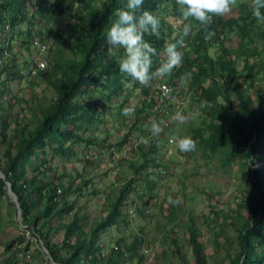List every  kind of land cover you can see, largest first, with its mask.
<instances>
[{
  "label": "trees",
  "instance_id": "1",
  "mask_svg": "<svg viewBox=\"0 0 264 264\" xmlns=\"http://www.w3.org/2000/svg\"><path fill=\"white\" fill-rule=\"evenodd\" d=\"M28 1L39 4L35 13H25L24 6ZM92 1L57 0L56 3H49V0H0V25L4 21H9L15 36L18 34L26 36L31 34L33 20L37 18L36 25L39 28L33 35L48 46L51 44L49 38L61 39L72 54L70 57H61L57 62L49 46V65L46 72L51 70V65H55L56 75L49 82L55 92V98L54 102L38 105L36 109L35 105L30 107V110L35 111L34 126L31 127V123L22 113H17L14 117L16 120L12 121L16 127L10 135H6L5 130L10 123L5 119L6 115L0 116V171L16 197L21 222L28 230V234L38 241L39 245L36 247L42 250L41 244H43L49 249L52 257L63 264H121L124 256L132 258V253L135 254L134 242H137L134 239L132 244H125V249L117 243L112 245L107 254L102 253L99 257L101 247L95 232L118 224L116 215L118 216L119 209L116 205L121 196L112 204V210L105 217L97 220L87 239L83 230L85 223L76 200L83 196V192L92 180H84L80 174L68 175L67 182L63 181L64 176L56 177L58 168L54 165L55 160L68 161L75 153H80L84 163L89 162L88 160L93 161L86 158V155L93 147H97L98 143L90 138V134L97 130L106 133L107 130L103 111L105 104L102 101L109 102L116 99L120 105L127 104L130 91L140 88L139 82L132 80L119 70V61L125 54L124 49L110 50L111 46L106 42L107 29L116 19L115 12L126 5V0H97L100 3V9L93 8ZM250 3L251 0H238L232 9L238 10L239 14L230 16L226 21H223V16H213V23L207 31L200 27L198 22L191 21L192 32L185 37L186 46L182 49V63L169 76H173V79L174 76L180 77L183 74L180 68L183 69L185 66V70L189 73L188 80L191 79L193 82L197 97L207 102L209 120L204 121L202 126L194 128L192 132L193 136L198 138L203 150L217 152L223 146H227L222 165L231 163L235 157H243L247 164L249 161L252 165L259 161L264 162V153L261 152L264 148V108L260 106L257 113L251 112L253 122L246 121L240 115L242 111L250 112L248 96L244 95L242 82L239 80L234 82V75L238 72L235 70L233 61L227 58L229 49L221 41L232 29L238 28L244 40V50L236 59L245 60L244 69L247 72L246 79L249 80L247 83L250 87L253 86L258 72L264 70V64L260 66L255 61L249 64V60L256 59L259 53L251 50L246 42L250 39L252 32L259 29L262 24L253 18ZM66 7L74 8V10L70 14L73 22H67V35L64 36V29L56 30L54 25L58 22L56 18ZM143 7L161 19L159 38L145 34V40L157 50V55L152 57V71L155 72L164 59L162 53L165 42L172 41L173 34L177 33L187 21L183 20L175 0H145ZM163 11H167L168 15L163 16L161 14ZM170 17L171 20H169ZM41 20L50 23L45 31L41 27ZM262 31L264 32V27ZM211 43L220 49V53L215 55L216 70L225 71L220 82H217L209 71L212 65L211 60L206 61L207 66L203 64L204 62L194 64L195 58L190 59L185 50L187 46H192L199 53L198 58H213L214 55L207 51L209 46H214ZM57 44L55 50L59 51L60 43ZM248 47L249 49L246 50ZM200 50L204 53L200 54ZM3 69L6 72L22 75L16 69L15 63L10 66L4 64ZM1 73L2 70H0ZM208 76L209 83L202 84L204 77ZM44 77L43 74L41 81ZM35 83L36 81H33V84ZM231 87L238 98V107H233L229 96ZM260 89L262 88L258 87L257 90ZM96 96H98L97 100H95ZM217 96H220L224 103H217ZM153 102L151 100V103ZM217 113L215 119H218V122L212 117ZM241 126H244V129ZM86 131H91L88 137L81 133ZM203 133H206L205 137ZM125 137L126 135L120 138L119 146L125 142ZM111 141L109 140L110 143L107 144L110 145ZM133 147L135 148L136 145ZM79 150L81 152H78ZM103 153L105 154V150ZM134 173L136 174V168ZM250 180L251 189L248 200L246 198L241 204L250 210V215L244 218L239 214V219L232 223L239 248L229 264H264V167L252 169ZM131 181L132 179L127 181V187ZM144 181L147 182V178H144ZM1 196L8 200L2 180H0ZM250 203L254 205L251 207ZM8 204L12 206L9 200ZM57 217L60 222L65 219L62 222L64 235L61 242L51 238L54 233L52 231L57 230L52 227ZM46 226L50 232L44 229ZM188 230L194 264H207L204 246L191 223L188 225ZM74 235V239L71 240ZM22 236H24L23 230L17 237ZM9 244L10 241H7L4 247H8ZM26 244L27 242L23 245L18 243L10 246L9 250L12 252L10 255H17L20 249L26 248L24 247ZM10 255L6 256L7 258H1L0 264H12ZM45 256L49 260L48 255L45 254ZM82 256L86 261H81Z\"/></svg>",
  "mask_w": 264,
  "mask_h": 264
},
{
  "label": "rangeland",
  "instance_id": "2",
  "mask_svg": "<svg viewBox=\"0 0 264 264\" xmlns=\"http://www.w3.org/2000/svg\"><path fill=\"white\" fill-rule=\"evenodd\" d=\"M56 2L57 0H49V3ZM92 6L100 9V3L97 0L92 1ZM73 10L74 8L66 7L56 18L58 22L54 27L56 30L64 29V36L67 35V22H73L70 19ZM161 14L168 15L167 11H163ZM235 14H239V11L232 9L223 15V21ZM48 25L50 26L49 22L41 20L43 31ZM263 27L264 23L260 25L259 29L252 32L250 39H247L246 43L250 49L259 53L256 55V59L249 60V64L254 61L260 66L264 64ZM49 41L51 42L49 44L51 54H55L54 60L57 62L61 57L72 55L68 46L61 42V39L51 37ZM221 41L229 49L227 58L233 61L235 70L238 72L234 75V82L236 80L242 82L244 95L248 96L250 112L242 111L240 115L246 121L253 122L251 112L257 113L260 106L264 108V70L258 72L253 86L250 87L247 83L249 80L246 79L247 72L244 69L245 60L236 59L244 50V40L240 36L238 28L232 29ZM57 43H60L59 51L55 50ZM23 50H28V45L21 46L15 51L21 56ZM185 50H187L190 59L195 58L194 64L204 62L203 64L207 66V62L211 60L212 65L208 66L209 71L217 82L222 80L225 71L216 70L215 63V55L220 53L219 47L209 46L207 51L214 57H205L206 59L198 58L199 53L195 51V47L187 46ZM203 53L204 51L200 50V54ZM9 61H4L3 65H7ZM3 65L0 66L3 79L0 82V116L6 115L5 119L9 120L10 124L5 132L6 135H10L16 127L12 121L16 120L14 117L17 113H22L32 127L36 123L35 111L30 110V107L35 105L36 109L38 105L54 102L55 92L49 82L56 75V67L51 65V70L45 73L44 80H38L33 84V81L28 80L27 77L23 79L17 73L4 71ZM180 69L183 73L180 77L174 76L173 79V76L165 75L158 76V79L173 84L177 95L182 97L185 107L184 122L174 120V112L164 111L167 108L163 105H160L157 111H152V108L148 107L153 105L150 100V90L148 94L146 86L141 85L140 88L130 91L127 104L120 105L116 99L109 102L102 101L105 104L103 111L105 113L104 120L107 123L106 133L101 130H97L93 134H90L91 131L81 132L84 136L90 134V138L98 143L97 148L101 152L97 159L94 158L95 161L88 160L90 163H84L80 153H77L79 156L75 153L68 161L55 160L54 165L58 168L56 177L64 176V182H67L68 175L72 174H80L82 179L92 180L83 192V196L76 200V205L79 207V212L85 223L83 230L87 239H89V233L95 227L97 220L105 217L112 210V204L121 196L116 205L119 209V214L116 215L118 224L95 232L101 247L100 254L98 253L99 257L102 256V253L107 254L112 245L119 243V246L125 249V244H132L135 239L137 240L134 242L135 254L132 253V258L124 256L121 264H194L189 243L188 225L190 223L204 246L207 264H229L230 259L239 248L232 223L239 219V214L244 218L249 217L250 210L241 204L246 198L248 200L251 189L250 172L256 167H264V162L259 161L252 165L249 161L247 164L243 157H235L231 163L222 165L227 146H223L217 152L202 149L198 138L193 136L192 131L194 128L202 126L204 121L208 122V107L201 106L203 101L197 97L198 94L194 90L195 86L191 79L188 80L189 73L185 70V66ZM192 70H194L193 67ZM205 83H209V76L202 80V84L205 85ZM258 87L262 89L257 90ZM19 95H23L24 98ZM97 95L99 96V94ZM98 96L95 97V100ZM229 96L233 107H238L239 101L232 87ZM99 101H101L100 98ZM216 102L224 103L220 96H217ZM126 107L133 109L132 115L124 116L122 114ZM217 115L218 113L213 114L212 117L215 119ZM153 120L160 122L164 129L159 137H152L149 132ZM215 121L219 120L215 119ZM241 128L244 129V126ZM124 135H126V140L119 146L118 142ZM142 136L148 140V143L140 142ZM186 136L196 142L195 150L182 152L178 149V138ZM205 136L206 133H203V137ZM169 139H173V141L170 142ZM109 140H112L110 145L107 144ZM138 141L140 143L134 148L132 144ZM164 148H167L166 152H164ZM261 152L264 153V148L261 149ZM144 178H147V182L144 181ZM129 179L132 181L127 187ZM5 196L7 197L6 193ZM169 197L173 200L179 199L180 202L178 204L169 203ZM8 200L11 203L9 198ZM8 200L4 196L0 197V259L12 253L9 250L10 246L18 243L23 245L27 242L24 247L29 248V252L25 253L26 248H24L20 249L23 251L22 255H10L12 264H54L46 259L42 250L36 247L39 245L38 241L28 233L25 234L24 230L26 229L22 227V222L17 221L15 210H13L14 206L12 203L10 206ZM252 205L254 204H249L251 207ZM67 217L69 216L67 215ZM64 221L65 219L62 220V222ZM62 222L57 217L52 225L57 230L52 231L54 233L51 238L57 242L63 240ZM44 229L50 232L47 230V226ZM21 230H23L24 236L18 238L17 235ZM74 237L75 235L71 240ZM7 241H10L9 248L4 247V243ZM83 260L86 261L84 256L81 257V261Z\"/></svg>",
  "mask_w": 264,
  "mask_h": 264
},
{
  "label": "clouds",
  "instance_id": "3",
  "mask_svg": "<svg viewBox=\"0 0 264 264\" xmlns=\"http://www.w3.org/2000/svg\"><path fill=\"white\" fill-rule=\"evenodd\" d=\"M144 2L145 0H126V5L117 9L116 19L107 29L106 42L111 46L110 50L112 48L124 49L125 54L119 61L120 72L141 85H148L158 75L170 76L173 70L181 65L182 49L186 46L185 37L192 32L191 21L198 22L199 26L207 31L213 23V16H223L229 13L238 0H175L178 11L187 23H184L182 28L173 34L172 41L165 42L162 53L164 59L155 72L152 71V57L157 55V50L145 40V34L159 38L161 19L158 15L145 10ZM250 9L253 18L258 23H264V12H262L264 0H251ZM206 104L207 102L204 101L201 106ZM122 114L130 116L133 114V109L126 107ZM173 119L181 123L185 121V117L179 111L173 115ZM163 131L160 122L155 120L151 122L149 132L152 137H159ZM169 141L172 142L173 139ZM140 142L146 144L148 140L142 136ZM137 144H132V146ZM195 146L196 142L191 137H180L177 140V147L182 152L195 150ZM166 151L167 148H164V152ZM179 202V199L173 200L169 197V203L178 204Z\"/></svg>",
  "mask_w": 264,
  "mask_h": 264
},
{
  "label": "built area",
  "instance_id": "4",
  "mask_svg": "<svg viewBox=\"0 0 264 264\" xmlns=\"http://www.w3.org/2000/svg\"><path fill=\"white\" fill-rule=\"evenodd\" d=\"M24 9L25 13L27 14L35 13L38 10V3L35 1H28L26 2ZM33 22L34 25L31 29V34L26 36L22 34L19 37L13 34L9 21H4L0 25V66L3 65L4 61L10 60L7 64L8 66H10L12 63H15L16 69H18L22 74L21 77H23V79L24 77H27L28 80L35 82L42 79L43 74L45 75L48 68L49 46L47 43L39 41V39L33 35L34 32L39 28V26L36 25L38 23V19L36 18L33 20ZM25 45H28V50H23V54L21 56L18 55L17 51L15 50ZM2 80L1 73L0 82ZM143 86H146L148 89V94L150 90V100L154 101L153 105H151L152 111H157L159 106L163 105L167 108L164 111L167 112L171 110L174 112V114L179 111L183 115L185 108L184 101L181 96L177 95L173 84L170 82H162L158 79V76H156L148 85ZM139 87H141V84ZM138 142L134 144H137ZM100 152V149L93 147L86 155V158L91 160H94V158L97 159L100 155ZM22 227L26 229L25 226ZM24 232L27 234L28 230L26 229ZM24 251L25 253L29 252L28 249H25ZM17 254L22 255L23 251H18Z\"/></svg>",
  "mask_w": 264,
  "mask_h": 264
},
{
  "label": "water",
  "instance_id": "5",
  "mask_svg": "<svg viewBox=\"0 0 264 264\" xmlns=\"http://www.w3.org/2000/svg\"><path fill=\"white\" fill-rule=\"evenodd\" d=\"M0 180H2L4 182L5 193H6L7 197L10 199L11 203L14 206L15 213H16V217H17V221L19 223H21V219L19 221V218H20V210H19V207H18V204H17V201H16V197H15V195L12 193V191L10 189V185L7 182L4 181V176H3V174H2L1 171H0ZM41 249L43 250V252L46 255H48L49 260L51 262H54V264H63V262L57 261L54 257H52L49 249L46 246H44L43 244H41Z\"/></svg>",
  "mask_w": 264,
  "mask_h": 264
}]
</instances>
